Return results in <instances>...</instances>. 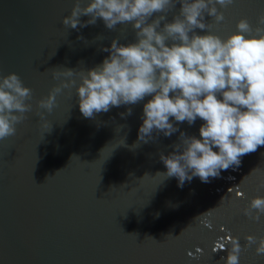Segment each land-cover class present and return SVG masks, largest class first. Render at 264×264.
Wrapping results in <instances>:
<instances>
[{
    "label": "water",
    "instance_id": "water-1",
    "mask_svg": "<svg viewBox=\"0 0 264 264\" xmlns=\"http://www.w3.org/2000/svg\"><path fill=\"white\" fill-rule=\"evenodd\" d=\"M73 4L0 0V74L17 73L33 92L32 110L16 135L0 140V264H223L227 251H213L221 238L231 234L243 246L246 235L264 236V214L254 221L242 211L254 196H264V146L244 155L236 170H222L208 183L194 177L178 187L175 177L162 174L167 170L160 154L174 151L180 131L199 138V118L192 125L173 120L179 131L170 137L153 133L155 139L143 143L138 130L150 96L87 119L73 85L57 96L50 113L38 108L39 99L69 79H56L53 72L75 69L71 79L79 84L81 72L109 55L102 49L114 38L135 41L131 24L110 30L98 18L95 25L64 27L62 18ZM179 8L177 3L167 13L169 21ZM222 11L220 24L205 14L211 24L205 31L225 38L241 18L255 27L264 0H235ZM128 108L132 114L122 118ZM213 208L206 217L209 228L200 215ZM240 264H264V256L253 245L242 252Z\"/></svg>",
    "mask_w": 264,
    "mask_h": 264
},
{
    "label": "clouds",
    "instance_id": "clouds-1",
    "mask_svg": "<svg viewBox=\"0 0 264 264\" xmlns=\"http://www.w3.org/2000/svg\"><path fill=\"white\" fill-rule=\"evenodd\" d=\"M177 3L179 12L169 21L167 13ZM234 3L235 0H74L70 15L62 18L64 27L95 25L98 18L110 30L118 24H131L135 41L122 44L114 38L110 47L102 49L109 55L101 64L81 72L79 84L71 79L75 69L53 72L56 79H69L60 80L47 97L39 99L38 108L50 113L57 96L73 85L80 112L87 119H95L112 107L135 105L150 96L143 105L139 142L155 139L153 133L172 136L179 131L173 120L189 125L198 118L203 121L199 138L180 131L179 142L172 146L174 151L160 154L167 170L162 174L175 177L178 187H183L194 177L208 183L210 178H219L222 170L238 169L244 155L264 146V13L255 27L248 19H239L237 30L225 38L205 31L211 27L205 14L220 24L225 20L222 9ZM81 16L90 19L82 21ZM32 98V89L17 73L0 74V140L16 135V126L32 110L28 103ZM131 114V108L120 113L122 118ZM38 115L43 127L51 131L44 113ZM260 184L264 187V179ZM216 208L200 215L205 216L201 223L211 228L212 222L206 217ZM242 211L249 219L260 221L264 196H254ZM221 239L224 242L217 241L213 251H227V256L221 257L223 264H240L242 252L253 245L256 254L264 256V236L246 235L243 246L239 237L231 234Z\"/></svg>",
    "mask_w": 264,
    "mask_h": 264
}]
</instances>
